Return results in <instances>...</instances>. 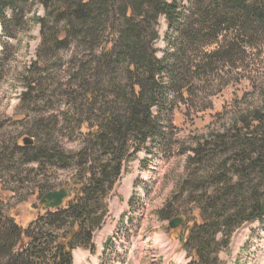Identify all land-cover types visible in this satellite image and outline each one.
Wrapping results in <instances>:
<instances>
[{
    "label": "trees",
    "instance_id": "16d2710c",
    "mask_svg": "<svg viewBox=\"0 0 264 264\" xmlns=\"http://www.w3.org/2000/svg\"><path fill=\"white\" fill-rule=\"evenodd\" d=\"M26 5L43 11L41 16L34 15L33 21L40 26L45 44L58 49L87 47L88 57L82 62L79 59V114H69L65 121L73 126L89 121L92 126L76 153L48 142L35 129L27 132L32 134L33 140L28 137L31 144L19 146L17 139L12 142V158L18 155L20 167L32 162L43 166L48 161L60 168L76 163L78 170L70 187L61 186L68 193L71 190L64 204L46 209L25 227L0 208L1 228L6 227L0 232V264H73L74 250L91 248L107 213L106 197L120 178L124 159L161 131L162 123L153 108L161 107L165 99V73L174 86L178 72L184 68L197 71L205 60L190 64L180 59L177 70H170L173 64L157 59L154 41L159 17L169 24L180 17L173 2L0 0V16L11 9L7 19L14 22L23 17ZM189 12L177 41L181 53L199 38L213 41L224 31L251 41L264 33V0H192ZM47 21L60 26L46 34ZM189 87L182 86L181 92ZM23 93V98L29 95ZM80 108L93 120H82ZM263 112H251L250 121L234 115L227 126L198 137L185 176L159 211L163 219L170 218L174 202L179 207L186 202L197 210L200 222H192L186 236L180 237L189 264H219L217 252L229 245L235 230L264 216ZM3 152L0 164L11 161ZM52 190L51 186L40 187L39 199Z\"/></svg>",
    "mask_w": 264,
    "mask_h": 264
},
{
    "label": "rangeland",
    "instance_id": "374dc122",
    "mask_svg": "<svg viewBox=\"0 0 264 264\" xmlns=\"http://www.w3.org/2000/svg\"><path fill=\"white\" fill-rule=\"evenodd\" d=\"M166 1L177 6L180 17L172 24L159 17L154 41L157 59L173 64L170 70H177L180 59L190 64L205 61L197 71L184 68L178 72L174 86L165 73V99L161 107L153 108L162 123L161 131L124 159L120 178L106 197L107 213L91 248L74 250L73 264H189L180 237L186 236L192 222H200L197 210L186 202L181 207L174 202L170 218L163 219L159 211L185 176L198 137L227 126L234 115L250 121L251 112L264 110V33L251 41L224 31L213 41L199 38L181 53L177 41L192 0ZM25 8L23 17L14 22L7 19L11 9L0 16V152L11 159L0 164V208L22 227L48 209L39 202L40 187H70L78 166L60 168L47 161L43 166L32 162L20 167L18 155L12 158V142L17 139L23 146L22 138L33 140L27 132L35 129L48 142L76 153L92 126L89 121L81 126L65 121V116L79 114V67L88 57L87 47L58 49L45 44L40 26L33 21L34 15L43 14L42 9L35 5ZM59 26L47 21L44 30L47 34ZM186 84L190 90L181 92ZM23 92L29 95L23 98ZM81 111L82 120H93L84 108ZM177 216L183 217L182 224L169 228L168 222ZM5 228L0 224V232ZM230 239L217 252L219 264H264V216L240 226Z\"/></svg>",
    "mask_w": 264,
    "mask_h": 264
},
{
    "label": "water",
    "instance_id": "95a60500",
    "mask_svg": "<svg viewBox=\"0 0 264 264\" xmlns=\"http://www.w3.org/2000/svg\"><path fill=\"white\" fill-rule=\"evenodd\" d=\"M23 144H31V140L29 138H23ZM68 197V192L65 187H60L57 190H52L46 192L40 199V203L44 204L45 208L52 209L58 208L62 206L64 200ZM183 222L182 216H177L172 218L168 222V227L171 229H175L180 226Z\"/></svg>",
    "mask_w": 264,
    "mask_h": 264
}]
</instances>
